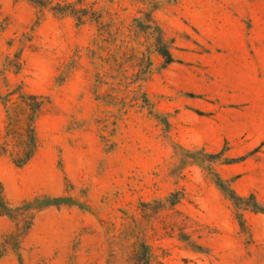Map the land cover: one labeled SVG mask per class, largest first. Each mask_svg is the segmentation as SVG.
I'll return each mask as SVG.
<instances>
[{
    "label": "rangeland",
    "instance_id": "obj_1",
    "mask_svg": "<svg viewBox=\"0 0 264 264\" xmlns=\"http://www.w3.org/2000/svg\"><path fill=\"white\" fill-rule=\"evenodd\" d=\"M42 1L0 0V264H264V0Z\"/></svg>",
    "mask_w": 264,
    "mask_h": 264
},
{
    "label": "trees",
    "instance_id": "obj_2",
    "mask_svg": "<svg viewBox=\"0 0 264 264\" xmlns=\"http://www.w3.org/2000/svg\"><path fill=\"white\" fill-rule=\"evenodd\" d=\"M16 1H18V0H16ZM27 1H30V2H32L34 4H36V5H39V6H43L44 5L42 0H27ZM160 53L164 57H166V64H170V63L173 62L172 57H171L169 51L167 50V48L162 46V48L160 50ZM37 109H39V106H38V108H36V110ZM33 121H34V118L32 117V124L30 126L33 125ZM28 147H29V150H27V152L25 154V158L23 160L19 161V163H17L18 166H23L26 163H28L32 159V157L34 156V153H35V151L37 149V136H36V132H35L34 126H32V128H31L30 143L28 144ZM230 191H231L232 194L234 193L233 190H230ZM252 199H255V198H252ZM3 201H4L3 189H2V186L0 184V202L3 203ZM255 212L264 214V207L255 209Z\"/></svg>",
    "mask_w": 264,
    "mask_h": 264
}]
</instances>
